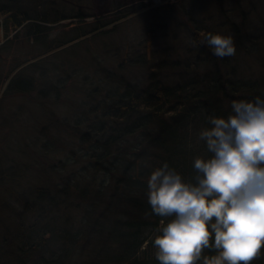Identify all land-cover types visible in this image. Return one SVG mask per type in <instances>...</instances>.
I'll list each match as a JSON object with an SVG mask.
<instances>
[{
  "label": "trees",
  "instance_id": "1",
  "mask_svg": "<svg viewBox=\"0 0 264 264\" xmlns=\"http://www.w3.org/2000/svg\"><path fill=\"white\" fill-rule=\"evenodd\" d=\"M182 1L185 23L178 26L189 34L192 48L189 57H177L175 63L172 48L183 46L173 35L174 27L161 62L157 54L152 57L151 46L145 55L140 51L130 56L129 50L117 49L119 56L106 52L102 59L90 45L115 34L125 19L153 7V0L116 4L100 14L84 11L81 5L70 11V2L62 0H0L7 38L0 47V95L12 79L0 96V125L11 129L7 140L12 141L6 146L9 152L0 155V179L9 177L10 181L3 180L9 193L20 177L40 179L34 192L18 199L21 212L13 214L11 203L0 206V264H161L154 238L171 217L154 213L148 202L151 172L167 162L186 179H194L195 157L210 155L199 139L201 129L210 126L208 117L229 114L234 99L264 97V27L251 34L244 11L237 23L221 5L236 52L219 57L204 42L208 32H219L198 21ZM173 11L166 6L163 12L171 17ZM58 27L69 29L51 37ZM19 36L32 47L28 59L11 55L15 51L11 40ZM149 36L153 40V33ZM83 39L88 40L76 47L83 45L85 56L76 61L73 55L68 57L74 68L66 72L62 68L63 74L52 80L47 71L53 69V59L67 58L59 50ZM115 58L122 59L119 70L115 60L111 63ZM248 59L263 68L259 77L247 75L243 62ZM64 61L65 68L72 63ZM23 65L29 66L17 72ZM86 66L93 76L89 72L87 77ZM133 68L146 70L147 82L139 81ZM167 68L176 73L164 76ZM37 70H43L40 78ZM88 85L95 88L87 91ZM86 92L82 117L62 119L53 110V104H61L59 99ZM34 93L38 97L33 98ZM18 97L43 106L45 114L30 107L12 110L8 100ZM28 109L39 129L22 120ZM33 132L35 139L27 140ZM34 156V164L25 163ZM214 251L206 249L207 254ZM253 264H264V255Z\"/></svg>",
  "mask_w": 264,
  "mask_h": 264
},
{
  "label": "clouds",
  "instance_id": "2",
  "mask_svg": "<svg viewBox=\"0 0 264 264\" xmlns=\"http://www.w3.org/2000/svg\"><path fill=\"white\" fill-rule=\"evenodd\" d=\"M219 57L236 52L232 35L208 32ZM201 129L210 155H198L194 179L165 162L148 178L154 213L171 217L154 238L161 264H253L264 255V97L234 99ZM207 250H215L207 254Z\"/></svg>",
  "mask_w": 264,
  "mask_h": 264
},
{
  "label": "rangeland",
  "instance_id": "3",
  "mask_svg": "<svg viewBox=\"0 0 264 264\" xmlns=\"http://www.w3.org/2000/svg\"><path fill=\"white\" fill-rule=\"evenodd\" d=\"M133 1L134 0H62V3L70 2L68 4L69 6L68 9L70 11L72 9L76 10L78 6L81 5L80 7L84 11H87L91 14L95 12L100 14V13L107 12L109 9H111V7H113L116 4L129 5ZM184 2H185L186 9L190 11L191 13H193L198 21L206 22V27L208 29L216 30L219 33H222L225 35H229V27L226 26L225 17L220 12L221 5H223L225 11H227L229 16L232 17V19L237 23L241 22L242 18H244L245 15H248L247 17L250 20V22H248L249 32L251 34L258 33L260 32L259 30L262 31V28L264 27V16H263L264 0H224V2L222 3L220 2V0H184ZM252 2L256 3L255 7L254 5H251ZM62 3L59 5V7H61ZM153 3H154L153 7H150L147 10H143L139 12L138 14L133 15L125 19L124 21H122L120 24V27L118 28L119 30L115 34L100 37L99 38L100 40L99 39L97 40L98 43H95V42L90 43L91 47L93 48V51L96 54L101 55L102 59H104V58H107V56H105L106 52H108L109 54H112L110 56L112 58L114 57L113 55L119 56V54L115 53V50L117 49H123V53L129 50L130 56H133L135 52H140V51H141L140 55H145L146 54L145 48H148L149 46H151L150 53L152 54V57L157 54L156 57L158 61L161 62V60L164 58V54L166 50L168 49V46L166 44H169L168 41H171V39L173 38L172 36L175 35V36H178L179 40L182 41L183 47L179 49L172 48L171 58L176 63V61L179 60V58L177 57H180L182 59L189 57L188 49L190 50V48H192V44H191L192 39L189 38L190 37L189 34L184 33L183 30L180 29L178 26L179 22L185 23V21L182 19L184 17L182 16L183 13H182V7H181L184 4H180L179 0H153ZM247 5L254 8L257 14H251L249 12L251 8H249ZM166 6L167 7L170 6L172 9H175V11H173V16L169 17L167 14L163 12ZM241 11H244L245 13L244 17L242 16ZM62 23H68V21L62 22ZM222 26H224V29L222 28ZM171 27L175 28V32L173 35L171 34V31H170ZM67 29L69 28L67 27L55 28L52 31L53 33L51 37L53 38L59 37L61 36L63 31ZM148 31L153 33V40H152V37L149 36ZM163 35L165 37H168V39L165 38L166 39L165 40L163 38ZM6 39L7 38H4L2 20H0V47L2 43L5 42ZM87 40L83 39V41L82 40L76 41L74 43H71L63 47L61 50H59L62 57H67V58H63V59L54 58L53 59L52 61L53 69H50V71L46 70L48 73H50L49 77L52 80L53 79L58 80V77L60 76V74H63L62 72L64 70L66 72V71L71 70V68H74L73 66L74 63L72 61L74 60L76 61L77 59H80L81 57L85 56L86 54L85 47L83 45L79 47H76V46ZM11 42L14 43V48H15L14 53H11V55L20 57L22 59H28L29 56H27V54L30 55L32 53V51H30L32 50V47L30 44L28 45V42L26 41V39H24L22 36H19L18 38L17 37L13 38ZM22 45H25L26 47H22ZM73 46L74 48L72 49V51L69 49H65V48H71ZM70 56H72L71 57L73 59L72 61L71 59L68 58ZM65 59L72 62L69 66L67 65L66 68L64 67ZM120 60L122 59L115 58V59H112V62L110 60L109 62L113 63L114 61L115 64L114 63L113 64L117 66L119 70L120 65H121ZM190 60H193V59L190 58ZM37 61L38 60L36 59V60L31 61L28 64L31 65ZM190 62H193V61H190ZM256 62L257 61L253 62L250 59H248L246 62L245 61L243 62L247 70L246 72H248L247 75H253L254 77H259L261 75L262 73L261 71L263 70V68ZM29 65L21 66L17 72L23 71ZM62 68H64V70ZM132 71L135 72V76L138 78L139 81L147 82V76H146L147 71L146 70L140 69V68H137V69L133 68ZM42 72L40 70H37L36 77L38 78L40 75H42ZM89 72L93 76L92 68L89 69L87 67V71L85 72V74H87V77L89 76L88 75ZM173 72L174 71L167 68L165 69L164 76L172 75ZM174 73H176V71ZM11 80L12 79H9L8 82L6 81L5 83L6 85L4 84L5 88H3L2 94L0 96H3V93L5 92V89H7V85L9 84ZM94 88H95V85L93 86L88 85L87 91L89 90L91 91V89H94ZM87 93L88 92H86V95H81L77 93L73 97L65 96L61 100L59 99V102H61V104L52 105V107L54 108L53 110H55L57 115L60 116L62 119H67V118L74 119V118L82 117L83 116L82 113H84L85 108L84 106L83 108H81L80 106L82 105L83 102H85V96L87 97ZM32 97L35 98L38 96L37 94L34 93ZM29 99L30 98H23V97L13 98V99L8 100V104L13 105L12 110H15V111H18V110L21 111V109L24 107L26 108L30 107V109H33L32 111H36L38 115L41 113H43L44 115L45 112L42 109L43 106L40 108L39 106L36 105V103H32L31 105L29 104V102L31 103L30 101L31 99L30 100ZM26 111H27L26 112L27 114H25L26 116L22 117V120L23 121L25 120L28 123V126L35 125V127H33V130L39 129L41 127L40 124L38 122L32 123L33 122L31 118L32 113H30L29 109ZM0 127L2 130L0 131V155H1V153L9 152L6 146L11 145L12 141L7 140V138H9V133L11 129H8L5 126L2 128L1 125ZM19 132L21 133L22 131H19ZM30 134L32 135L28 137L29 139L27 138V140L29 141L34 140L35 139L34 136L36 132L30 133ZM12 137L14 140H17V137L15 136H12ZM37 140L38 139H36L35 141ZM15 146L19 148V145L17 144L16 141H15ZM23 149H24V144H23ZM36 151L37 150H35V153ZM36 158L37 156H34L33 158H30V159L27 158L25 159V163L32 165L36 162ZM33 168H35V166H33ZM33 171L35 170L33 169ZM8 178L9 177L5 176L3 179H0V199H1L0 206L6 205V204L8 205L11 203L12 207L15 209L13 211V214H15L16 212L22 211L21 210L22 204L20 203L18 199L24 194L27 195L31 193L30 191L34 192L40 179L37 177H31V175H29L25 179L20 177L17 182L18 186L14 188V191L12 193H9L11 190L9 189L8 186L4 185V181H3L4 179L6 181H10V179ZM1 233L3 232H0V234Z\"/></svg>",
  "mask_w": 264,
  "mask_h": 264
}]
</instances>
